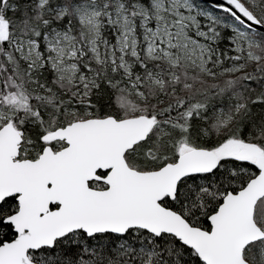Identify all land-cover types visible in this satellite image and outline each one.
<instances>
[{
  "label": "snow or ice",
  "instance_id": "obj_1",
  "mask_svg": "<svg viewBox=\"0 0 264 264\" xmlns=\"http://www.w3.org/2000/svg\"><path fill=\"white\" fill-rule=\"evenodd\" d=\"M0 264H264V0H0Z\"/></svg>",
  "mask_w": 264,
  "mask_h": 264
}]
</instances>
